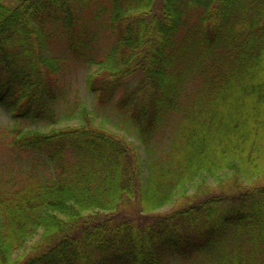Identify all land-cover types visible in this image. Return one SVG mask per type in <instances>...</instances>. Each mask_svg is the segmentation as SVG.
I'll list each match as a JSON object with an SVG mask.
<instances>
[{
  "label": "trees",
  "instance_id": "16d2710c",
  "mask_svg": "<svg viewBox=\"0 0 264 264\" xmlns=\"http://www.w3.org/2000/svg\"><path fill=\"white\" fill-rule=\"evenodd\" d=\"M97 25L115 41L88 90L140 145L85 112L17 126L31 159L0 180V264H264V0H0V106L17 123H60L52 51L85 58Z\"/></svg>",
  "mask_w": 264,
  "mask_h": 264
},
{
  "label": "rangeland",
  "instance_id": "374dc122",
  "mask_svg": "<svg viewBox=\"0 0 264 264\" xmlns=\"http://www.w3.org/2000/svg\"><path fill=\"white\" fill-rule=\"evenodd\" d=\"M102 24V23H101ZM98 27V25L96 26ZM102 28V27H101ZM98 29V36L86 57L81 60H76L69 54H66L64 44H58L54 47L52 53L67 58L62 71V90L64 91L63 109L61 111V121L56 125L46 123H32L29 121H21L17 123L12 114L0 106V180H9L10 178L18 179L17 172L21 169H26L31 159V154L19 153L13 150L10 141L14 135L16 127L19 126L25 130L36 129L50 131L54 127L79 126L82 123V113L85 115L91 113L97 123L104 122L110 129L128 136L129 139L140 145L136 137L131 135V132L124 130V124L121 123V117L116 114L113 108L109 105L102 106L96 100L95 94L88 90V78L90 75H101L103 66L109 65L106 61L107 54L112 50L115 38L110 33H106ZM149 40V39H148ZM150 42V41H149ZM140 55L137 59L140 60ZM103 61V64L101 63ZM100 72V73H99ZM142 74L136 77L129 78L128 84L131 90L138 91V96L146 95L151 91L150 86L144 83L141 86ZM160 136L159 144L163 148L166 147L167 135ZM142 148V147H141ZM23 169V170H24ZM210 180V179H209ZM251 185L257 187L264 186V176L255 179ZM185 204L184 201L177 200L172 204L162 208L160 212H170L176 210ZM40 234L41 231H40ZM40 234L27 242L26 246L18 252L16 256H21L31 251L32 246L39 240ZM169 264H186L180 258L170 260ZM198 264V263H197Z\"/></svg>",
  "mask_w": 264,
  "mask_h": 264
}]
</instances>
